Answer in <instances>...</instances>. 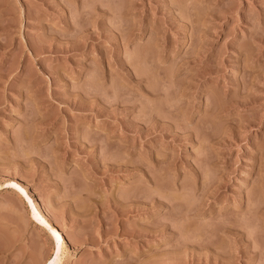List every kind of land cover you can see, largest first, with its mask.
Wrapping results in <instances>:
<instances>
[{"label": "rangeland", "instance_id": "rangeland-1", "mask_svg": "<svg viewBox=\"0 0 264 264\" xmlns=\"http://www.w3.org/2000/svg\"><path fill=\"white\" fill-rule=\"evenodd\" d=\"M34 214L58 264H264V0H0V264Z\"/></svg>", "mask_w": 264, "mask_h": 264}, {"label": "snow or ice", "instance_id": "snow-or-ice-1", "mask_svg": "<svg viewBox=\"0 0 264 264\" xmlns=\"http://www.w3.org/2000/svg\"><path fill=\"white\" fill-rule=\"evenodd\" d=\"M9 186L12 187V188H15L17 191H19L21 193V195H23V190L18 188L17 185L11 184ZM34 218L38 219V217H35V214H34ZM38 222L41 223V224H44V222L42 220L38 219ZM44 227L48 228V226L46 224H44ZM48 231L50 232L53 240L55 241V249H56V253H57V256H58L59 255V251H60V236L57 235V233L55 231H53L51 228H48ZM50 264H58V260L53 259V260L50 261Z\"/></svg>", "mask_w": 264, "mask_h": 264}, {"label": "bare ground", "instance_id": "bare-ground-1", "mask_svg": "<svg viewBox=\"0 0 264 264\" xmlns=\"http://www.w3.org/2000/svg\"><path fill=\"white\" fill-rule=\"evenodd\" d=\"M34 211V210H33ZM48 228H51L52 229V227H48ZM53 230V229H52ZM54 231V230H53ZM56 232V231H55ZM57 233V232H56ZM57 235H59L58 233H57ZM63 238L60 236V251H59V255H61L62 254V252H63ZM59 255L57 256V253H56V255H55V259L56 260H60V257H59Z\"/></svg>", "mask_w": 264, "mask_h": 264}]
</instances>
